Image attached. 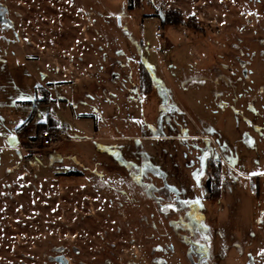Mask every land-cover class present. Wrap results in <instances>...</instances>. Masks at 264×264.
<instances>
[{
	"label": "rangeland",
	"instance_id": "1",
	"mask_svg": "<svg viewBox=\"0 0 264 264\" xmlns=\"http://www.w3.org/2000/svg\"><path fill=\"white\" fill-rule=\"evenodd\" d=\"M134 1L32 0L0 50V264H264V0Z\"/></svg>",
	"mask_w": 264,
	"mask_h": 264
},
{
	"label": "flooded vegetation",
	"instance_id": "2",
	"mask_svg": "<svg viewBox=\"0 0 264 264\" xmlns=\"http://www.w3.org/2000/svg\"><path fill=\"white\" fill-rule=\"evenodd\" d=\"M31 1L32 0H19L18 8H16L15 5H12L13 0H0V50H4V49L8 50L11 48L19 47L20 45L24 44L22 23L24 22L23 18L29 15L30 13H32L31 10L33 4L31 3ZM27 35L29 36V38L26 39L27 40L26 44L29 46H35L36 44L32 40L34 38L33 35L30 34ZM245 72L247 74L246 70ZM246 77H248V75ZM7 176L9 178L11 175L9 174ZM210 184H211V180L208 179V181L206 182V187H209ZM10 186L11 185L9 184L7 187L10 188ZM221 186H223V182ZM226 186H228V184H226ZM70 250L71 248L65 245L51 246L49 249L50 253L49 254L45 253V259H47V261H49V263L51 264H70L71 263V259L69 257ZM74 252L76 254H79V250L76 248H74ZM248 257H249V264L253 263L254 259L252 258V255L249 254Z\"/></svg>",
	"mask_w": 264,
	"mask_h": 264
},
{
	"label": "trees",
	"instance_id": "3",
	"mask_svg": "<svg viewBox=\"0 0 264 264\" xmlns=\"http://www.w3.org/2000/svg\"><path fill=\"white\" fill-rule=\"evenodd\" d=\"M130 1H131L130 2L131 3V8H133V6L134 7L135 6L136 7H140V6H138L139 3H140V1H134V0H130ZM148 73L149 72L147 70V67L142 66L141 73H140V80L142 82V85H144V84L147 83L146 85H144V86H146L145 87L146 88V91L145 92H147V93H149L150 90H151V81H150V79H148V76H147ZM42 89H43V91L45 93V96H46L45 99H44V103H47V104L52 103V100L49 97V92L46 91L43 87H42ZM30 122H31V120H28L22 127L19 128V131L24 130L25 128H27ZM58 129H59V131L61 130L60 127ZM58 129H56L54 127L52 128L50 126V122H49V119H48L47 122L40 123L38 125V134L39 135L36 136V137H34V138H32V140H34L35 142H37L39 139L42 138V135L45 132H55V131H58ZM220 196H221V187L218 186L217 187V191L215 193V198H219Z\"/></svg>",
	"mask_w": 264,
	"mask_h": 264
},
{
	"label": "built area",
	"instance_id": "4",
	"mask_svg": "<svg viewBox=\"0 0 264 264\" xmlns=\"http://www.w3.org/2000/svg\"><path fill=\"white\" fill-rule=\"evenodd\" d=\"M156 36L158 38L163 37V32L161 28L158 29ZM65 142L66 139L64 138L63 134L58 131L45 132L41 138L42 148L45 150H55Z\"/></svg>",
	"mask_w": 264,
	"mask_h": 264
},
{
	"label": "snow or ice",
	"instance_id": "5",
	"mask_svg": "<svg viewBox=\"0 0 264 264\" xmlns=\"http://www.w3.org/2000/svg\"><path fill=\"white\" fill-rule=\"evenodd\" d=\"M13 139H15V138L13 137ZM202 175H203L202 170L194 174V178L196 179L197 184H199L200 178ZM252 175H254V176L255 175H264V173H252ZM194 203L199 204V201H195ZM169 207H171V205H169Z\"/></svg>",
	"mask_w": 264,
	"mask_h": 264
},
{
	"label": "water",
	"instance_id": "6",
	"mask_svg": "<svg viewBox=\"0 0 264 264\" xmlns=\"http://www.w3.org/2000/svg\"><path fill=\"white\" fill-rule=\"evenodd\" d=\"M160 16H161L162 20H164L165 15L163 13H161ZM245 74H246V72H245ZM246 76H247V74H246Z\"/></svg>",
	"mask_w": 264,
	"mask_h": 264
},
{
	"label": "crops",
	"instance_id": "7",
	"mask_svg": "<svg viewBox=\"0 0 264 264\" xmlns=\"http://www.w3.org/2000/svg\"><path fill=\"white\" fill-rule=\"evenodd\" d=\"M53 194H54L53 192H50V196H52V197H53Z\"/></svg>",
	"mask_w": 264,
	"mask_h": 264
}]
</instances>
